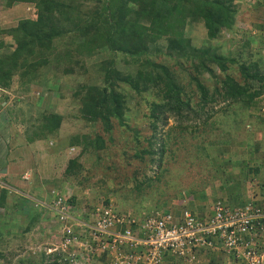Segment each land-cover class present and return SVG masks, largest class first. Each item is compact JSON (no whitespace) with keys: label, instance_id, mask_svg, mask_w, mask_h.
Wrapping results in <instances>:
<instances>
[{"label":"trees","instance_id":"16d2710c","mask_svg":"<svg viewBox=\"0 0 264 264\" xmlns=\"http://www.w3.org/2000/svg\"><path fill=\"white\" fill-rule=\"evenodd\" d=\"M0 4L4 8L17 4L32 8L31 17L0 29V34L10 38L7 42L0 41V88L12 89L14 80L23 92L29 91L31 85H42L60 101L72 97L79 105L74 116L97 126L93 132H77L62 138L59 136L64 122L61 112L44 109L27 115L17 104L22 100L14 101L17 111L12 116L24 127L22 134L27 144L56 142L57 146L78 149V154L67 161L62 178L47 183L54 191H61L69 184L72 194L66 203L78 215H82L79 210L87 200L83 205L85 211L94 209L93 214L96 207L111 204L113 213L124 218L115 227L123 225L134 232L146 218L144 212L137 210L126 213L109 193L99 200L83 194L91 185L88 183L91 176L85 172L105 160V156L107 164L110 163L107 169L111 172L117 169L112 165L114 153L124 163L121 174L129 172L136 181V190L121 196L134 198L137 193H143L140 188L144 183L151 184L152 177L146 171L157 154V180L166 170L161 167L166 142L163 141L159 152L153 148V142L141 143L140 126L137 123L131 127L128 123L134 108L147 106L149 112L144 115L153 131L169 118L176 119L183 129L192 125L183 124L190 114H204L205 122L211 119L210 104L224 101L225 106H252L264 93V66L244 47L230 52L229 41L238 34L234 25L248 0H0ZM228 31H234L231 37ZM89 63L92 68H88ZM89 69L94 78L93 74L89 75ZM69 90L71 94L67 95ZM126 131H131L130 135ZM110 146L114 147L112 154L107 153ZM10 149H15L14 157L5 159L1 167H9L19 157L17 147L13 148L12 144H7L6 154ZM89 160L91 165L86 166ZM135 160L139 162L132 166ZM138 174H143L144 179L137 181ZM4 177L0 173V179ZM157 193L158 198L145 203L156 209L151 215L165 213L160 211L165 200L160 195L165 192ZM34 195L46 204L38 203L24 211L27 197L0 185L3 209L0 264L67 263L66 253L59 257L60 252L46 254L40 250L33 257L30 251L11 252L12 240L28 242V236L41 222L56 218L57 213L50 208L52 195L48 200L38 193ZM92 202L95 205L89 204ZM18 212L19 225L12 223ZM92 215L87 224L92 223ZM12 225L17 226L13 231ZM51 225L50 228L59 229L63 223L57 221ZM74 229L79 238L85 234L84 239L91 242L89 227L77 225Z\"/></svg>","mask_w":264,"mask_h":264},{"label":"rangeland","instance_id":"374dc122","mask_svg":"<svg viewBox=\"0 0 264 264\" xmlns=\"http://www.w3.org/2000/svg\"><path fill=\"white\" fill-rule=\"evenodd\" d=\"M31 14L32 8L26 4H17L11 8H4L0 4V29L14 26L17 24L19 19L31 17ZM1 40L7 42L10 41V38L6 35L0 34V41ZM195 40L198 41L196 38ZM253 42H255V39H253ZM230 49V52L235 53V48L233 49V47L230 46ZM89 65L90 66L88 68H92L91 63H89ZM92 74V69H89V75L92 76ZM94 76L95 74H93V78ZM14 79H16V77ZM15 82L16 80L13 81L14 87L12 89L6 90L0 88V164L4 163L5 159L14 157L12 153L15 149H10L9 153L6 154L7 144H12L13 148L16 146L20 155L17 157L15 162L9 163V167H1L0 165V172L6 168V171L1 173L2 175H5V177L0 179V185L8 186L10 190L21 193L27 197V201L23 208L25 211L31 206L36 207L38 203H41L42 205L46 204L44 201L41 202L34 194L38 193V195H43L44 199L48 200V197L51 195L50 192L52 188L48 186L47 183L61 177L67 161L78 154V149L73 147H61V145L57 146L56 142H49L47 144L42 141L40 143H36L35 145L27 144L23 139L22 134L24 127L21 122L14 120L12 116L17 111L14 109V101L17 99L22 100L21 102L18 101L17 104H19L18 106L21 105V109L25 111L27 115L31 113L34 115L38 110L42 111L44 109L47 111L51 110L61 112L64 115V122L61 125V134L59 136L62 138L77 132H93L97 130V126L80 121L74 116V113L77 112L79 105L78 102L72 100V97H69L70 99L60 101L58 97H55L54 94H51V92L49 93L42 85H31L29 91L23 92L20 87H18L17 82ZM70 94V90L67 91V95ZM41 95L42 97H39ZM5 96L7 99H5ZM233 105L237 106V104ZM209 106H212V118L207 122L204 121V114H190V119L188 121H183V124L185 125L192 124L187 128H180L176 119L169 118L166 124L159 125L155 131L152 130L150 124L148 123V119L144 115L149 112L147 106L139 105L136 109L134 108V111H131L128 123L131 127H134L137 123L138 127L140 126L141 143L146 145L148 141H151L153 142V148L159 152L163 141L166 142L165 148L167 149L163 155V163L161 165V167L166 168V170L157 180L155 176L159 171V155L157 154V156H155V162L151 163L150 168L146 171V174L152 177L151 184H148V182L144 183L140 188L143 193H137V195H134V198L123 196L124 194L121 196V193H128L131 191L134 192L136 190L134 188L136 181L128 175L129 172L121 174L122 165L124 163L121 164L122 159L117 153H114V161L112 162V165L114 168L117 167V169L112 170V172L107 169V165L110 163L107 164L108 161L106 160L108 157L105 156V160L97 164L96 167H91L87 170V172H85L87 176H91L88 179V183L91 185L89 186L90 189H86L83 194L88 195L89 198H97L99 200L103 197L104 193H109L115 202L118 200V207L124 208L126 213L128 210L143 212L147 207L145 205L147 201L149 202L150 200L152 201L159 197L157 192L163 191L165 192L163 194H166V191L174 186L178 172L185 170L193 171L197 168L208 171L210 167L209 165H211V159L209 158V161L205 162V156H202L205 150H202L201 140H203L204 143H206V139L209 141L210 134H214L216 129L217 136L225 138V132L224 130H220V126L223 128L227 125L228 127L230 126L229 128L233 135L234 132L241 129V124L243 125L245 121V114L237 108L233 107L230 109L231 111L227 112L222 111L221 108L225 107L224 101L210 104ZM130 132L131 131H126L125 133L130 135ZM125 133H121V136L126 135ZM231 133H229V135H231ZM250 133L251 135L252 133L254 134V130L252 129ZM145 136L147 139H143ZM232 140L237 139L233 137ZM239 140L244 141V137ZM240 143L242 142H232V153L237 154L244 152L248 155H252L254 152V148L252 146L253 144L250 143L247 148L239 149L238 146H240ZM110 147L111 148H109V152L107 153L112 154L115 152L112 151L114 150V147ZM51 148H56L58 151L51 153L49 152ZM210 154H212V152H210ZM138 162L139 161L135 160L132 163V166H134V163L138 164ZM90 165L91 161L89 160L86 162V166ZM92 172H94V175ZM143 179V174H138L136 180L141 181ZM103 180H105V182H102ZM58 190H61V188ZM163 194L160 195V197L163 198ZM118 196L121 197L117 199ZM0 212L2 214L3 209L0 208ZM19 213L20 212L16 215L13 214L16 218L15 221H12L13 224H21V216ZM51 222L52 221L49 223L50 225ZM10 227L13 231L17 226L12 225ZM44 228L45 223L41 222L34 229L31 235L28 236V242L22 241L21 239L12 240L10 247L12 249L11 252L20 254L30 251L31 256L36 257L38 256L40 250H46L48 246L57 243L55 237L56 233L51 237V239L43 236L44 233L41 231L44 230ZM47 233L49 234L50 232L47 231Z\"/></svg>","mask_w":264,"mask_h":264},{"label":"crops","instance_id":"0c3cea01","mask_svg":"<svg viewBox=\"0 0 264 264\" xmlns=\"http://www.w3.org/2000/svg\"><path fill=\"white\" fill-rule=\"evenodd\" d=\"M248 2L249 4L244 5L240 10L238 20L234 25V30L238 29V34L229 41V44L233 49H236L235 51L242 47L248 49L247 51L254 54L253 57L257 58L260 64L264 66V0H248ZM233 32L228 31L229 37ZM252 38L255 39V42L253 40L249 43L246 42V40ZM233 107L245 114V121L243 125L241 124V129L232 135L230 126L227 125L224 128L220 126V130L225 132V138L218 137L216 129L214 134H210L209 141L206 139V143H204L201 140L202 150L206 152L202 155L205 156V162H208L209 158L211 159L208 171L197 168L193 171L178 172L176 183L163 196L165 200L162 201V210L160 211L172 214L175 221L183 220L184 211L192 213L197 220H205L214 214L213 209L216 202H222L231 209L252 205L264 210V93L252 106L232 105L221 109L227 112L231 111L230 109ZM252 129L254 134L251 135ZM233 137L237 140H232ZM242 137H244V141L239 140ZM233 141L242 142L238 146L239 149L247 148L252 143L254 152L252 155L244 152L233 154ZM67 185L63 186L61 191L71 195V187H67ZM87 202V200L82 202L83 204L80 207L79 213H82V215H78L77 211L74 212L77 220L84 223L89 221V216L93 214L94 210L85 211L83 205ZM89 204L92 205L94 202ZM154 210L156 209L148 205L143 211V215L149 216ZM50 221L57 223L56 218H48L43 221L45 228L41 231L44 233L43 236L45 238L49 237V239L62 228V226L59 229L50 228L52 226L49 224ZM124 227L118 225L115 229L123 231L126 229ZM47 231L50 232V236ZM134 233L135 235L144 236L138 229ZM55 237L58 243L60 236L56 234ZM211 240L213 243L211 246H199L193 250L192 256L194 259L165 251L162 264H246L243 259H236L225 252L222 239L214 236ZM125 250H128V248L125 247ZM110 261V256L102 252L94 254L85 264H109ZM262 264H264V257Z\"/></svg>","mask_w":264,"mask_h":264},{"label":"built area","instance_id":"2783aa9c","mask_svg":"<svg viewBox=\"0 0 264 264\" xmlns=\"http://www.w3.org/2000/svg\"><path fill=\"white\" fill-rule=\"evenodd\" d=\"M50 193V208L63 225L56 233L60 236L59 242L48 246L45 253L60 252L59 257L66 253L68 264H85L94 254L102 252L110 256L109 264H162L165 251L194 259L193 250L199 246H211L214 236L222 239L228 255L241 258L246 264L263 262L264 210L259 207L247 205L231 210L216 202L214 214L202 221L189 211H184L182 221H175L170 213L149 215L139 222V231L144 235L140 236L129 227L123 231L115 229L116 223L124 218L113 213L111 204L96 207L92 223L87 224L78 221L74 215L76 211L67 205L70 193L54 190ZM75 225L89 227L91 242L84 239L83 232L79 238Z\"/></svg>","mask_w":264,"mask_h":264},{"label":"water","instance_id":"95a60500","mask_svg":"<svg viewBox=\"0 0 264 264\" xmlns=\"http://www.w3.org/2000/svg\"><path fill=\"white\" fill-rule=\"evenodd\" d=\"M6 171V168H4L3 170H1V172L0 173H3V172H5Z\"/></svg>","mask_w":264,"mask_h":264}]
</instances>
